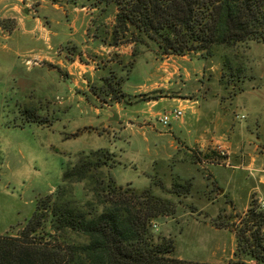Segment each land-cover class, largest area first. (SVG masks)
Masks as SVG:
<instances>
[{
    "label": "rangeland",
    "instance_id": "rangeland-1",
    "mask_svg": "<svg viewBox=\"0 0 264 264\" xmlns=\"http://www.w3.org/2000/svg\"><path fill=\"white\" fill-rule=\"evenodd\" d=\"M0 1L3 3L0 7V234L19 233L37 198L44 199L54 191L66 164L76 162L83 153L106 148L111 154L96 175L109 171L116 184L138 192L151 186L155 194L172 201L173 212L157 219L152 229L174 238V256L217 263L227 261L234 248L230 228L223 232L210 226L215 227L212 220L219 212L228 223H237L243 213L227 209L225 203L224 206L212 204L217 187L210 178L208 164L195 161L193 149L197 145L188 146L179 134L168 135L165 130L169 124L160 122L161 115L174 107L182 108V114L170 118L171 125L175 119L189 117L191 109L178 105L170 97L159 99L151 106L142 98L139 100L143 101L136 103H124L125 106L102 104L92 92L108 67L115 68L120 75L125 73L135 47L136 61L125 89L130 93L156 94L159 89L150 90L151 82L144 81V72L151 66L154 68L151 74H158V87L165 85L163 57L156 55L153 43L103 45L100 39L108 40L111 34L116 11L113 5L91 7L90 0ZM3 35L11 36L8 39ZM3 48L10 50V54L4 56ZM222 48L204 60V72L199 76L209 83L208 94H216L222 102V107L218 105L213 111L224 115L228 124L237 126V132L239 127L256 120L261 124L256 132L264 139V44L247 41ZM222 53L227 55L232 68H243V80L235 88L225 84V79L220 81ZM196 58V54L174 55L167 61L174 66L186 64L187 70L193 72L199 65ZM55 66L61 68V74ZM203 81L191 76L179 91L186 97H195L201 93L198 89ZM167 92L174 94L172 90ZM147 108L155 115L145 118L146 121L131 122L140 115V110ZM27 109L31 113L29 117L46 119L45 124L29 122ZM111 109L120 110L121 121L109 119ZM236 114H244V118L237 119ZM123 120L130 122L129 125ZM246 133L248 141H256L254 133L248 130ZM209 137L204 147L207 160L221 162L213 151L212 135ZM244 137L240 134L231 137V147ZM170 143L176 149L170 148ZM245 155L248 160V151ZM232 170L243 176L244 171ZM187 180L190 185L184 188ZM93 181L72 184L77 201L94 200L90 191ZM247 185L244 180L241 195ZM176 188L179 195L174 192ZM72 235L75 241L84 240L81 235Z\"/></svg>",
    "mask_w": 264,
    "mask_h": 264
},
{
    "label": "trees",
    "instance_id": "trees-1",
    "mask_svg": "<svg viewBox=\"0 0 264 264\" xmlns=\"http://www.w3.org/2000/svg\"><path fill=\"white\" fill-rule=\"evenodd\" d=\"M90 1L91 7L113 5L116 9L109 39H100L107 46L151 42L160 57L196 54L206 60L222 47L247 41L264 44V0ZM135 56L134 47L123 75L108 67L100 77L92 92L102 104L129 102L132 96L122 87ZM221 60L220 81L225 79V84L237 87L243 80V68H232L225 53ZM55 68L61 74V68ZM159 96L133 95L144 100ZM26 112L29 122L45 124L46 119H34L28 116V109ZM193 150L195 161L213 162L207 160L204 150ZM213 151L219 160L227 158ZM110 154L106 148L98 149L66 164L54 191L44 199L37 198L19 233L0 234V264H264V212L255 200L237 223H228L220 212L212 220L215 227L230 228L234 233L233 258L222 263L179 258L173 255L174 238L152 229L157 219L173 212L172 201L155 194L151 186L138 192L116 184L109 171L96 175ZM91 179L93 202L77 201L72 184ZM189 185L187 180L184 188ZM174 192L179 195L177 188ZM72 234L84 240L75 241Z\"/></svg>",
    "mask_w": 264,
    "mask_h": 264
},
{
    "label": "crops",
    "instance_id": "crops-1",
    "mask_svg": "<svg viewBox=\"0 0 264 264\" xmlns=\"http://www.w3.org/2000/svg\"><path fill=\"white\" fill-rule=\"evenodd\" d=\"M1 6H3V3L0 1V7ZM0 10H2V8ZM30 17L31 16H25V18ZM16 24L18 26L20 24V20H18ZM13 29L11 31H13ZM3 36L4 38L9 39L11 35ZM9 51L10 50L3 48V55H9ZM17 51L18 50H16L15 53H17ZM173 56L174 55L163 56V59H161V67L163 72H165L163 77L165 85L162 87H158V83L156 82L158 74H151L154 68L149 66L144 72V81L151 82L149 84V87L152 86L150 90L159 89L156 94L160 95L157 98L147 99L145 101L146 103H150L149 105L151 106L159 99L170 97L175 99V101L178 102V105H183L191 109L189 117L184 119H175L174 124L172 125L169 123L168 129L165 130L168 135L172 136L173 134H179L188 146L196 144L199 150L205 149V145L209 142L208 137L212 135L211 138L213 148L219 144L227 149L226 163H205L208 164L206 166L208 167L210 178L212 179L214 186L217 187V195L211 202L212 204L217 203L219 206H224L222 204L225 203L227 205V209L232 210L233 212L235 210H239L244 213L251 200H255L256 202L264 200V139L261 133L256 132L257 130L259 131L261 124L257 123L255 120L253 124H245L244 127H239L237 132V126L228 124L224 115L220 114L217 110L216 112L213 111L218 105L222 107V102L219 97H216V94L213 96L208 94L210 86L207 84L209 83H205L201 78H199V76H202L204 72V59L196 58V61H198L199 64L198 68L193 69L195 70L193 72H189L186 64L174 66L172 63L167 61ZM181 57H186V55H181ZM153 59H156L155 55H153ZM132 72L133 69L131 70L128 78L124 81L122 87L125 92L132 96L127 104L143 101L139 100L138 97H133V95H137L140 92L130 93L125 89V83L129 80ZM175 75H177V77ZM191 76H193L198 82L203 81L202 84H199L200 88L198 89L201 93L195 97H186V95L184 93L181 94L179 90L186 86L187 82L191 80ZM161 90L163 92H161ZM167 90L174 91V94H170L168 92L166 93ZM125 105L123 104V106ZM116 110L119 115L118 117H120V110ZM153 115H155V113L152 112L150 108H147L146 111L140 110V115H138L136 119L129 120H131V122L146 121L145 118H150ZM118 120L121 121V119ZM123 123L127 126L130 122L124 121ZM246 130L255 134L256 141L252 142L246 139H249ZM161 134L165 133H158L157 135L160 136ZM239 134L245 137L240 138V143L232 148L231 145H233V139L231 140V137L233 138ZM226 137H229V140ZM169 146L172 149H176V145L170 143ZM246 151H248L250 155L248 160L245 155ZM232 169H240L244 171V173H241L243 176L241 177L240 175H236L237 173H235ZM244 180L247 181L248 185L244 195H241L239 192L241 191L242 184L244 185ZM210 227L217 231H227L224 228ZM230 238L233 242L234 248L231 251V255L228 257L229 259L233 258V252L236 246L233 232H231Z\"/></svg>",
    "mask_w": 264,
    "mask_h": 264
},
{
    "label": "built area",
    "instance_id": "built-area-1",
    "mask_svg": "<svg viewBox=\"0 0 264 264\" xmlns=\"http://www.w3.org/2000/svg\"><path fill=\"white\" fill-rule=\"evenodd\" d=\"M182 114V108L180 107H174L171 111H169L168 113H163L160 117V122L163 124V125H168L169 124V120L170 118H178L180 117ZM235 117L237 119H242L244 118V114H236ZM219 155H221L222 157L223 156H227V149L221 145H216L214 148H213ZM225 160V159H224ZM222 160L221 162H216L217 164H224L226 163V161ZM257 206L259 208V210L263 211L264 212V200H259L257 202ZM155 225V224H153Z\"/></svg>",
    "mask_w": 264,
    "mask_h": 264
},
{
    "label": "water",
    "instance_id": "water-1",
    "mask_svg": "<svg viewBox=\"0 0 264 264\" xmlns=\"http://www.w3.org/2000/svg\"><path fill=\"white\" fill-rule=\"evenodd\" d=\"M24 11H27V7L24 8ZM69 84H71V81H69ZM118 112L114 109H111V115L109 117L110 120H118Z\"/></svg>",
    "mask_w": 264,
    "mask_h": 264
}]
</instances>
